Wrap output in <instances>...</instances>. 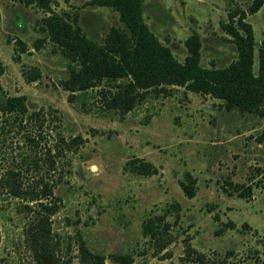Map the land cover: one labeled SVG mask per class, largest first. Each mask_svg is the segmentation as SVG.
<instances>
[{"label":"rangeland","instance_id":"1","mask_svg":"<svg viewBox=\"0 0 264 264\" xmlns=\"http://www.w3.org/2000/svg\"><path fill=\"white\" fill-rule=\"evenodd\" d=\"M92 1L51 0L50 7L71 16L77 12L84 34L101 42L111 27L122 24L110 7ZM250 1L143 0L142 18L180 62L187 53L184 40L193 30L200 42L199 64L220 68L236 58L222 23L228 11L245 9ZM42 15L33 4L0 0V86L7 95H24L28 111L58 109L55 131L67 141L81 139L69 151L62 150L61 174L53 176L58 205L50 215L51 235L61 243L62 261H68L58 264H85L78 255V235L106 264L115 253L129 254L130 264H264V105L261 114L226 110L208 94L165 86L149 91L123 115L96 111L93 92L84 100L89 110H81L79 99L68 102V92L59 85L67 75L65 59L49 42L32 48ZM245 20L254 37L255 71L264 38V1ZM15 39L27 47L18 61L11 59ZM28 68L39 71L36 80L22 77L21 69ZM10 129L0 141V174L7 168L24 170L21 160L34 155L43 164L47 146L64 147L54 130L31 149L19 130ZM132 157L151 162L157 172L143 176L123 169ZM43 172L23 171L16 184L26 192L36 189ZM185 172L194 179L190 198L177 182L188 181ZM233 183L248 185L249 196L233 192ZM173 201L179 205L176 219L164 212ZM37 208L30 193L14 196L0 187V264H34L26 230ZM155 215L169 223L158 241L143 236L141 229ZM188 249L200 253L203 261L190 258L195 253L186 256Z\"/></svg>","mask_w":264,"mask_h":264},{"label":"trees","instance_id":"2","mask_svg":"<svg viewBox=\"0 0 264 264\" xmlns=\"http://www.w3.org/2000/svg\"><path fill=\"white\" fill-rule=\"evenodd\" d=\"M25 5L33 4L40 8L42 15L35 24L39 36L32 42V48L39 50L43 43L49 42L66 61L67 75L59 81L61 88L68 92L67 101L74 103L79 99V108L88 111L85 99L93 92L96 111H116L120 115L130 111L145 100L146 94L152 90H160L165 86H180L185 90L208 94L222 101L226 110L237 109L239 112L261 114L264 105V38L257 49L256 70L254 64V37L252 27L245 20L247 14L258 10L264 0H251L245 9L234 8L227 13V22L222 27L236 50V58L224 67H203L199 64L200 42L193 30L185 38L186 55L182 62L176 60L169 48L160 43L150 31L142 18L143 0H93L92 2L110 7L118 15L121 26L111 27L101 42L89 39L77 22V12L71 16L57 13L50 7L51 0H20ZM66 1V0H64ZM11 59L19 60V53L27 49L26 44L15 39ZM0 63V73H1ZM26 81H34L39 77L37 69H21ZM58 109L28 111L24 95H7L0 86V136L1 140L8 129L20 132L23 141L34 149L40 139L54 130L56 141L62 143L45 147L44 163L35 157L23 158V169L7 168L0 174V187L14 195L30 193L31 198L38 200L37 209L27 226L26 241L31 251L34 264H58L61 259V243L52 238L50 215L56 210L57 197L53 196V176L58 171L60 158L69 151L72 143L80 141L79 136L67 141L55 131L56 122H60ZM8 128V129H7ZM11 130V129H10ZM74 148H72L73 150ZM130 171L148 176L155 174L157 168L149 161L132 157L124 163ZM44 171L29 192L16 184L21 180L23 171ZM42 175H44L42 177ZM184 179L178 185L183 194L190 198L194 195V179L185 172ZM59 180V178H57ZM232 191L242 198L249 196L250 188L244 183H233ZM38 187V188H37ZM229 192V191H228ZM179 205L173 201L164 208L165 214L176 219ZM233 227L232 223H229ZM169 223L159 215L147 218L141 225L142 235L153 241L161 240L167 233ZM78 255L85 264H106L102 254L92 252L84 245L81 236ZM167 240V239H165ZM195 253L187 250L186 256ZM111 264H130L131 256L126 253L110 254ZM203 261L200 253L190 257ZM64 263L68 261H62Z\"/></svg>","mask_w":264,"mask_h":264},{"label":"clouds","instance_id":"3","mask_svg":"<svg viewBox=\"0 0 264 264\" xmlns=\"http://www.w3.org/2000/svg\"><path fill=\"white\" fill-rule=\"evenodd\" d=\"M92 171H93V172H95V171H96L95 167H93Z\"/></svg>","mask_w":264,"mask_h":264}]
</instances>
